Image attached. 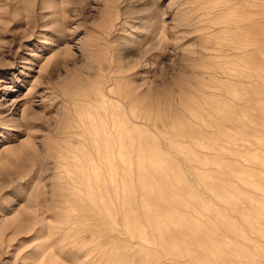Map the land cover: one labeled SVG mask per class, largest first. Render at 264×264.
Masks as SVG:
<instances>
[{"label":"rangeland","instance_id":"obj_1","mask_svg":"<svg viewBox=\"0 0 264 264\" xmlns=\"http://www.w3.org/2000/svg\"><path fill=\"white\" fill-rule=\"evenodd\" d=\"M259 64L264 0H0V264L248 256L218 110Z\"/></svg>","mask_w":264,"mask_h":264},{"label":"bare ground","instance_id":"obj_2","mask_svg":"<svg viewBox=\"0 0 264 264\" xmlns=\"http://www.w3.org/2000/svg\"><path fill=\"white\" fill-rule=\"evenodd\" d=\"M254 30L257 32L259 28ZM238 49L241 50V48ZM258 66L253 65L256 70L253 72L254 76H240V80H237L241 90H233L232 94L233 96L239 92H244V94L237 104L228 109V115L223 101L220 102L218 110L220 117L217 136L219 160L226 164L227 172L233 179L246 180L238 186V183L235 185L236 207L237 214L244 219L245 225L253 233V238L245 236L249 246L248 256L243 253L242 242L244 241L235 242L234 264H264V259H259L257 254V248L264 251V200L262 197L254 200L244 194V190L248 191L251 188L263 192V188H257V176L264 178V68H261L264 65L259 64ZM233 75L234 73H231L229 78L236 80L235 77L231 78ZM115 127L119 131L120 127ZM101 134L102 128L94 126L92 135L97 137L95 142L98 143ZM102 145L107 147L104 142ZM240 202L246 204L247 213L239 205ZM236 233L238 236L241 235L240 231Z\"/></svg>","mask_w":264,"mask_h":264}]
</instances>
